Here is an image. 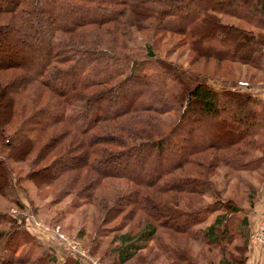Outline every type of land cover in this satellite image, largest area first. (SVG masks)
<instances>
[{"label":"trees","instance_id":"16d2710c","mask_svg":"<svg viewBox=\"0 0 264 264\" xmlns=\"http://www.w3.org/2000/svg\"><path fill=\"white\" fill-rule=\"evenodd\" d=\"M130 29L147 39L140 58L126 50ZM109 30L104 40L101 32ZM166 33L181 36L192 59L264 70V0H0V198L19 205L10 198L8 161H28L23 178L54 190V200L73 193L93 202L91 190L103 178L128 180L170 195L157 203L139 188L124 195L127 206L116 208L114 217L133 207L156 222L134 236H119V264L149 240L170 261L195 264L174 239L158 240L157 228L202 241L219 254L216 264H244V256L225 253L235 235L246 238V220L236 217L241 209L221 199L198 204L211 191L208 176L216 166L246 171L250 159L241 163L237 155L264 146V101L256 110L249 93L213 90L205 82L208 74L154 57L149 41ZM150 60L158 70L140 72ZM186 70L192 77L184 78ZM127 83L136 88L130 95ZM173 110L178 116L167 127L154 116ZM237 143L241 151L234 149ZM199 155L210 159L203 164ZM256 159H264V149ZM185 165L194 170L175 174ZM102 188L111 189L106 183ZM209 211H216L211 223L199 227ZM20 240L30 242L16 218L0 211V264L55 261L46 250L33 260L27 251L17 254ZM58 264L78 262L66 257Z\"/></svg>","mask_w":264,"mask_h":264},{"label":"rangeland","instance_id":"374dc122","mask_svg":"<svg viewBox=\"0 0 264 264\" xmlns=\"http://www.w3.org/2000/svg\"><path fill=\"white\" fill-rule=\"evenodd\" d=\"M221 21L257 32L250 25L234 18L221 17ZM101 36L104 40H107L106 38L111 37L110 30L109 33L101 32ZM142 36L135 29H130L129 40L126 43V50L136 53L139 56L138 58L145 53L144 45L148 43L147 39ZM182 42L183 38L181 36L168 33L163 34V36L156 35L149 41L154 57L168 60L184 69L189 67L208 74L205 82L213 90L230 89L247 92L257 100L256 110L262 108L260 101H264V70L259 71L238 62L218 63L211 58L192 59L191 53ZM156 70H158L157 62L150 60L149 63L144 64L140 72L150 73ZM186 72L183 75L185 79L188 75L192 77L188 70ZM229 78H232L231 81H227ZM239 81L249 82V84L241 86L238 85ZM126 85L128 88H126ZM126 85L124 86V89H127L125 92L129 90L127 93L130 95L136 88L128 83ZM157 115L154 116L167 127L176 120L178 112L173 110ZM183 130L185 132V128ZM237 144L234 149L241 151L240 143ZM238 146H240V149H238ZM262 149H264V146H260L258 150L249 152L247 155H237V161L241 163L250 159L246 171L236 168L232 170L230 166H216L208 176L211 191L199 196L200 203L198 205L204 203L210 205L214 200L221 199L230 201L241 209L236 217L237 219L243 217L246 220V238L244 239L242 233L235 235L226 246L225 253L233 257L244 256V264L250 244H258L264 249V159H256L261 156ZM202 156L204 155L197 157L201 158L199 160L205 164L210 157ZM133 162L137 164L136 161ZM8 165L14 181L13 193L10 198H17L19 205L16 206L10 203L6 198H0V211H5L15 217L28 238H30L28 243L19 241L16 253L24 254L27 251L31 260L41 255V250H46L53 254L55 258L53 264L61 263L66 257L74 258L78 264H119L115 258V249L120 246L119 236L125 233L134 236L142 228L152 227L156 222L149 218L143 210H136V207H134L136 209L132 207L133 211L126 215L124 211L128 207H125L123 212L114 217L116 208L127 206L125 200H123L124 195H127L133 188H139L142 194L148 192L154 203L163 199L166 200L167 196L170 195L168 192L165 195H158L150 187L142 189L128 180L103 178L99 186L94 191L91 190L95 199L93 202L79 197L75 198L73 193L64 196L61 194L59 199L54 200V190L50 188L37 189L32 183L23 178L28 169V161L20 163L8 161ZM128 168L131 169L130 173L132 175L138 174V169L133 165ZM192 170H194V165H185L176 170L175 174L184 175V173H191ZM85 182V185L88 184L89 178L85 177ZM104 183L111 189H103ZM90 186L92 187V184ZM84 193L82 192V194ZM190 198L194 199V196ZM181 204L179 202V205ZM179 205L176 208H183ZM106 206L112 207L111 210L105 212L104 208ZM215 213L216 211L206 213L204 221L199 227L203 228L210 224ZM158 219L161 222L165 221L163 217H158ZM149 221L154 223L150 222L152 225H148L147 222ZM165 223L167 224V221ZM55 230L61 233L66 240L60 241L54 234ZM155 234H157L156 236L160 241L163 238H168L172 242L171 240L174 239L180 250L186 251L187 255H191L192 259H195V264H216L220 257L213 250L207 251L208 249L202 241L187 240L182 235L172 233L166 228H157ZM254 236H257V238H254ZM69 242L75 244L76 248L71 249L68 246ZM146 244L147 248L138 251L135 257L124 264H176L167 259L163 252L156 250L152 240L146 241Z\"/></svg>","mask_w":264,"mask_h":264},{"label":"crops","instance_id":"0c3cea01","mask_svg":"<svg viewBox=\"0 0 264 264\" xmlns=\"http://www.w3.org/2000/svg\"><path fill=\"white\" fill-rule=\"evenodd\" d=\"M245 264H264V249L258 244H250Z\"/></svg>","mask_w":264,"mask_h":264},{"label":"built area","instance_id":"2783aa9c","mask_svg":"<svg viewBox=\"0 0 264 264\" xmlns=\"http://www.w3.org/2000/svg\"><path fill=\"white\" fill-rule=\"evenodd\" d=\"M238 85H241V86H247V83L239 81V82H238ZM54 234L56 235V237H57L60 241H64V240H66V239L64 238V236H63L61 233H59L57 230L54 231ZM254 238H257V236H254ZM68 246L71 247V249H75V248H76V245H75V244H72V243H70V242L68 243Z\"/></svg>","mask_w":264,"mask_h":264}]
</instances>
